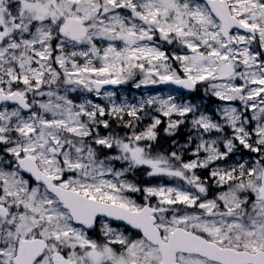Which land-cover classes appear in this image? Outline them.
Here are the masks:
<instances>
[{"label": "snow or ice", "instance_id": "obj_1", "mask_svg": "<svg viewBox=\"0 0 264 264\" xmlns=\"http://www.w3.org/2000/svg\"><path fill=\"white\" fill-rule=\"evenodd\" d=\"M0 264H264V0H0Z\"/></svg>", "mask_w": 264, "mask_h": 264}, {"label": "rangeland", "instance_id": "obj_2", "mask_svg": "<svg viewBox=\"0 0 264 264\" xmlns=\"http://www.w3.org/2000/svg\"><path fill=\"white\" fill-rule=\"evenodd\" d=\"M124 87H126L127 89H129V91H130V93H131L132 95H139V94H141V92H146V91H150V90H152V86H149L148 89H143V90H134V89H131V86H130V85H128V86H124ZM155 87L161 89L162 91H165V90H166V88H163V87H161V86H155Z\"/></svg>", "mask_w": 264, "mask_h": 264}, {"label": "water", "instance_id": "obj_3", "mask_svg": "<svg viewBox=\"0 0 264 264\" xmlns=\"http://www.w3.org/2000/svg\"><path fill=\"white\" fill-rule=\"evenodd\" d=\"M163 87H166L167 88V86H163Z\"/></svg>", "mask_w": 264, "mask_h": 264}]
</instances>
